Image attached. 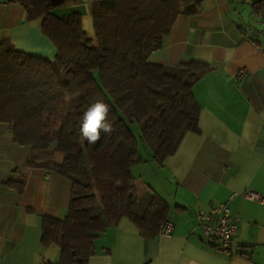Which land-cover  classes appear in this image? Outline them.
Listing matches in <instances>:
<instances>
[{"label":"crops","instance_id":"1","mask_svg":"<svg viewBox=\"0 0 264 264\" xmlns=\"http://www.w3.org/2000/svg\"><path fill=\"white\" fill-rule=\"evenodd\" d=\"M257 1L202 0L200 11L179 14L161 47L149 53L148 61L165 67L190 61L210 67L192 87L198 131H187L162 163L141 143L142 161L131 167L139 195L151 190L167 204L172 231L146 238L123 217L97 234L86 264H264V4L257 10ZM52 12L79 14L82 30L95 38L92 0H59ZM40 22L28 19L21 4L0 2V43L52 60L56 47ZM240 68L249 77L237 82ZM31 153L14 142L11 124L0 122V264L58 261L59 247L40 242L41 217L67 215L71 182L29 164ZM62 159L61 152L52 157ZM14 174L24 178L21 192L6 185ZM224 201L237 222L229 252L196 224L199 210Z\"/></svg>","mask_w":264,"mask_h":264},{"label":"trees","instance_id":"2","mask_svg":"<svg viewBox=\"0 0 264 264\" xmlns=\"http://www.w3.org/2000/svg\"><path fill=\"white\" fill-rule=\"evenodd\" d=\"M0 2L21 4L28 19L41 17V31L56 47L50 60L0 43V122L11 124L14 142L31 148L29 164L71 182L67 215L41 217V244L59 247L55 264H86L97 234L123 217L144 237H155L168 206L151 190L137 192L131 167L142 159L132 128L138 126L141 143L158 163L187 131H198L192 87L209 65L165 67L147 58L176 17L198 13L202 0H92L94 39L82 30L79 14L52 12L59 0ZM96 101L108 106L113 130L89 143L81 117ZM56 152L63 154L60 163L52 160ZM24 182L14 174L6 185L21 192Z\"/></svg>","mask_w":264,"mask_h":264},{"label":"built area","instance_id":"3","mask_svg":"<svg viewBox=\"0 0 264 264\" xmlns=\"http://www.w3.org/2000/svg\"><path fill=\"white\" fill-rule=\"evenodd\" d=\"M249 77L245 68H240L236 74V81L241 82ZM250 200H259L254 194L247 195ZM196 224L202 234L216 241L217 249L221 252L233 250L234 237L237 232V222L230 217L228 201L220 202L208 210H199L196 214ZM172 231V225L163 222L158 230L160 235H168Z\"/></svg>","mask_w":264,"mask_h":264},{"label":"clouds","instance_id":"4","mask_svg":"<svg viewBox=\"0 0 264 264\" xmlns=\"http://www.w3.org/2000/svg\"><path fill=\"white\" fill-rule=\"evenodd\" d=\"M108 106L96 101L88 106L81 117V133L89 143L96 142L101 131L111 133L112 125L107 121Z\"/></svg>","mask_w":264,"mask_h":264},{"label":"rangeland","instance_id":"5","mask_svg":"<svg viewBox=\"0 0 264 264\" xmlns=\"http://www.w3.org/2000/svg\"><path fill=\"white\" fill-rule=\"evenodd\" d=\"M136 126H137V125H136ZM137 128H138V126H137ZM132 130H133L134 136H135V138L137 139L139 145H141V140H140V138H139V134H138L137 131H135V130H136V127L134 126V128H132ZM138 130H139V129H138ZM136 189H137V188H136ZM137 192H138V191H137ZM138 194H139V193H138ZM142 202H143V200L141 201V205H143Z\"/></svg>","mask_w":264,"mask_h":264}]
</instances>
